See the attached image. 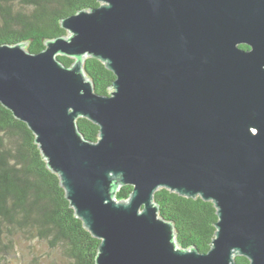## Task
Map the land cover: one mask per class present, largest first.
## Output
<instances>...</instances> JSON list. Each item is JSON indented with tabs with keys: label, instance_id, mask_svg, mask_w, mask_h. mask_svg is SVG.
Returning a JSON list of instances; mask_svg holds the SVG:
<instances>
[{
	"label": "water",
	"instance_id": "1",
	"mask_svg": "<svg viewBox=\"0 0 264 264\" xmlns=\"http://www.w3.org/2000/svg\"><path fill=\"white\" fill-rule=\"evenodd\" d=\"M98 2L63 18L68 33L38 53L0 44V103L101 240L96 264H264V0ZM88 57L115 74L109 94L96 92ZM162 188L214 203L208 251L178 244Z\"/></svg>",
	"mask_w": 264,
	"mask_h": 264
},
{
	"label": "trees",
	"instance_id": "2",
	"mask_svg": "<svg viewBox=\"0 0 264 264\" xmlns=\"http://www.w3.org/2000/svg\"><path fill=\"white\" fill-rule=\"evenodd\" d=\"M99 5L98 0H0V44L26 41L27 49L38 53L46 40L68 33L61 25L63 18ZM58 58L67 66L74 63L68 56ZM85 69L96 92L109 94L116 76L105 63L88 57ZM77 123L88 140H98L97 124L84 117ZM132 190V185L122 186L117 199H127ZM155 201L160 216L175 223L182 248L197 246L202 252L211 248L218 221L212 201L166 188L156 192ZM22 240L60 248L68 264H96L101 243L76 216L33 131L0 103V253L9 254ZM236 262L250 263L245 256H236Z\"/></svg>",
	"mask_w": 264,
	"mask_h": 264
},
{
	"label": "rangeland",
	"instance_id": "3",
	"mask_svg": "<svg viewBox=\"0 0 264 264\" xmlns=\"http://www.w3.org/2000/svg\"><path fill=\"white\" fill-rule=\"evenodd\" d=\"M3 255V257H1ZM5 255V257H4ZM68 264L60 248L42 241H19L9 254L0 253V264Z\"/></svg>",
	"mask_w": 264,
	"mask_h": 264
},
{
	"label": "flooded vegetation",
	"instance_id": "4",
	"mask_svg": "<svg viewBox=\"0 0 264 264\" xmlns=\"http://www.w3.org/2000/svg\"><path fill=\"white\" fill-rule=\"evenodd\" d=\"M240 47H241L242 49H245V50H250V49H251L249 45L244 44V43L241 44Z\"/></svg>",
	"mask_w": 264,
	"mask_h": 264
}]
</instances>
